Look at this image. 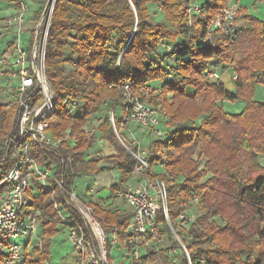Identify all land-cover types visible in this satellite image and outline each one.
<instances>
[{"label":"trees","instance_id":"16d2710c","mask_svg":"<svg viewBox=\"0 0 264 264\" xmlns=\"http://www.w3.org/2000/svg\"><path fill=\"white\" fill-rule=\"evenodd\" d=\"M228 2L56 0L48 30L45 70L56 95L58 119L51 123L50 132L58 136L70 130L75 145L63 142L54 148L56 154L29 138L31 155L43 164L48 159L56 163L55 176L69 190L75 188L77 175L99 174L113 167L119 178L110 191L117 197L134 174L137 159L120 142L109 113L118 107L122 111L126 84L133 92L152 88L149 102L164 108L161 121L166 126L163 136L150 137L146 156L150 169L143 175L167 182L172 218L189 209L193 201L200 211L181 232L189 256L181 251L180 264H264V164L260 160L264 155V100L254 96L255 87L264 84V18L240 6L238 19L244 23H240L236 37L225 44L223 34L210 26ZM149 3L160 5L165 22L153 17ZM195 3L200 12L190 15ZM41 11L34 12L35 18ZM172 59L175 63L170 65ZM231 66L237 76L234 90L221 78L206 74L208 70L223 74ZM160 81L161 86L155 85ZM168 93L173 94L172 102ZM65 98L78 102L74 114L63 105ZM226 100H244L246 106L241 112H227L220 103ZM19 116L16 100L10 104L0 101V176L14 166L3 141L7 135H19ZM96 120H100L99 130L115 147L116 155L104 159L87 156L97 137L87 135L83 126H94ZM196 120L193 126H183ZM119 123L121 127L122 120ZM126 144L139 151V144ZM160 164L163 172L155 170ZM53 186L55 193L35 181V191L30 192L32 204L41 210V242L25 245L29 264H48L51 240L59 225L72 226L53 206V198L64 202L67 195L55 183ZM89 203L105 231L110 233L117 227L122 238L130 213ZM66 208L83 225L76 209ZM156 256L148 250L129 263L120 257L117 264H146Z\"/></svg>","mask_w":264,"mask_h":264},{"label":"built area","instance_id":"2783aa9c","mask_svg":"<svg viewBox=\"0 0 264 264\" xmlns=\"http://www.w3.org/2000/svg\"><path fill=\"white\" fill-rule=\"evenodd\" d=\"M5 1L10 3V10L2 19L4 31H13L18 35L14 40L7 42L6 51L0 56V101L10 104L16 100L20 116L19 135H7L3 141V145L10 149L14 166L9 173L0 176V251L2 255L4 254L0 264H29L25 245L33 240L36 243L41 242L39 233L41 210L32 204L30 194L35 191L33 190L35 181L44 188H50L52 193L57 190L53 186L55 183L61 192L67 195L64 202L53 198V206L61 219L72 225L69 227V239L77 253L78 264H117L112 257L115 243L121 248V257L127 261L126 263L138 259L148 250L157 251L165 248L168 264H180L179 253L184 251L187 256L189 253L179 233L184 227H189L197 216L194 213L190 215L188 209L176 218L170 216L167 182L158 177L143 175L150 169L147 153L135 152L126 145L115 122V111H110L109 119L119 140L136 157L137 163L133 173L140 176L139 180L126 185L119 193L130 208L128 212L131 213L122 238L117 227L107 233L90 203L86 201L80 204L77 201L76 187L69 190L65 187L64 181L55 176L56 163L48 159L43 164L31 155L29 138L44 149L54 150L63 142L69 146L75 145L70 130L58 136L50 132L51 123L57 119L55 115L57 105L55 92L45 70V41L55 0L49 7L47 2L39 18H35V26L32 27L33 32L29 34L31 38L27 46L23 44L22 31L26 15L31 10L30 1L35 0ZM191 5L193 6L190 7V15L200 12L198 3ZM239 7V0L228 3L217 13L210 26L211 30H219L223 34L226 38L225 44L236 37L240 28ZM8 52H11V59L5 56ZM206 74L209 78H221V73L214 70H208ZM236 77L234 74L233 79ZM152 91V88L145 87L133 92L126 84L121 115L122 124L126 121H135L150 133V137L156 138L165 134L161 120L166 112L161 106L149 104ZM63 105L69 114H74L79 107L73 98H65ZM83 130L89 136H97L99 128L86 124ZM66 133L68 135L64 137ZM54 152L58 154L55 150ZM87 156L93 158V155ZM67 206L76 209L83 219V225L67 212ZM168 229L179 240L180 246L175 247L169 241ZM21 239H25L26 243H21ZM108 243L111 245L110 252Z\"/></svg>","mask_w":264,"mask_h":264},{"label":"rangeland","instance_id":"374dc122","mask_svg":"<svg viewBox=\"0 0 264 264\" xmlns=\"http://www.w3.org/2000/svg\"><path fill=\"white\" fill-rule=\"evenodd\" d=\"M1 1H3V0H0V4L2 3ZM48 1L49 0H35L34 2L30 1L31 10L26 15L24 30L22 31V40H23V44L25 46L28 45L29 40L31 38L29 34H30V32H33L32 27L35 26V13H34L35 10L39 14L40 10H43V8H45V6H46ZM233 1L234 0H229L228 3L233 2ZM5 2H7V1H5ZM239 3H240V6L245 7L249 13H252V14H254V15L260 17V18H264V2L262 0H239ZM149 10H150L151 14L153 15V17L156 20H160V21L165 22V19L163 18L164 17V12L161 10V7H160L159 4L149 3ZM189 12H190V9H189ZM4 15L5 14H4L3 10H0V16L3 17ZM1 22H0V25H1V30H0V32H1V34H0V56L6 51L7 42L14 40L15 38H17L16 35H18L16 33H14L13 31H10V32L9 31H4V29H2V28H4L5 25L3 23H1ZM239 22L241 24L244 23L242 20L239 21ZM179 39H182V38L179 37ZM159 49H160L159 52H161V53L164 51V48H163L162 45H160ZM5 56L10 58L11 57V52L6 53ZM169 63H170V65H173L175 63V60L172 59V60L169 61ZM228 70H229L230 75H232L231 76V78H232L233 75H234L233 66H231L230 69H228ZM225 73H223V74L226 75ZM225 81H226L225 83L227 84V86H229L231 82L228 79H226ZM232 81H234V79ZM158 84H160V86H161L163 84V82L162 81L155 82V85H158ZM229 88L231 90H234L235 89V85L232 84V86H230ZM167 96L170 98V101L172 102L173 101V94L172 93H168ZM254 96H255V99H257V100H264V84H258L255 87ZM151 98H152V96H151ZM220 103H221V105H223L225 111L234 112V113L235 112H241L246 106V102L244 100H239L237 102H231L229 100H226V101H221ZM162 109L164 110V108H162ZM120 111H121V107L116 108V111H115L116 112V115H115L116 124L117 123L120 124L119 120L123 121L122 115H121L122 111L121 112ZM106 112H107L106 110L102 111L101 115L104 117ZM56 120H58V119H56ZM56 120L54 122H57ZM198 121L199 120L189 121V122L185 123L183 126H193V125L197 124ZM100 123H101L100 120H96L95 122H93V125H95L97 128H99V124ZM123 124L121 125V127H119L118 125H117V127L120 128L119 129L120 136L122 138H124L125 143H131V142L132 143H137V144H139V151H145L147 153V151H148V143L150 141V133L148 131L146 132L145 129H143L135 121H129V122L126 121ZM133 124H137V126H138L136 128L137 131H136L135 128L133 129ZM165 126L166 125H164L162 123V128H164ZM170 127L175 128L176 126L175 125H170ZM140 129L145 134V136L142 135V132L141 133H140V131L138 132V130H140ZM121 133H123V135ZM65 135L66 136H64V137H67L68 134L66 133ZM96 137H97V142L87 152V155H93V158L102 157L103 159L105 157H107V156H110L107 153V151L105 152V148L103 149V145H102V148H97L98 146H100L101 143L104 144L106 142V139H105L104 135L100 132V130H98ZM151 137L153 138L154 136H151ZM99 141H101V142H99ZM260 160L264 164V155L260 156ZM203 162H204V160L202 159L201 160V164H200L201 166L203 165ZM155 170L157 172H163L164 171V167L158 165ZM104 172H105L104 175L109 174V173L113 175V181L111 182L112 184L115 181H117L118 178H119L118 170L113 168V167H110V169H108V170H106ZM114 173H116L117 176H115ZM139 178H140V176L138 174H132L131 178L123 185V187H125L128 184L135 183L137 180H139ZM79 186L80 185H79V183L77 181V190H76L77 191L76 194H77V197H78L77 201L80 202V204H83L86 201L82 200L81 197H80V196H82V193L80 192V187ZM48 189H50V188H48ZM90 191H93L92 188L90 189ZM97 193H100L99 197L97 198V201H102L103 202V206H106L109 209L118 210L120 213H130V212H128L130 210V208L127 205V203L124 201V199L122 197H120V195H118L117 197L113 196L111 191H110V188H108L107 186H104V188H102L101 190L97 191ZM188 211H189L190 215H192L193 213L196 216L200 214L199 206H197L195 204H193L188 209ZM130 216H131V213H130ZM216 219H218V218H216ZM187 229H188V227H186V228L184 227L183 231L187 230ZM168 231L170 233L169 241L175 247H178L180 245L179 240L176 239V237L170 232L169 229H168ZM69 234H70L69 233V229L66 227V224L64 222H62L59 225V232L51 240V255H50L48 264H78V262H77L78 256H77V253H76L75 249L73 248L71 240L69 239ZM184 235L185 234H183L181 232L179 233V237H180L181 240L183 239L182 237ZM187 240H188V238H187ZM20 242L23 243V244L26 243L25 239H21ZM182 242L184 243L183 240H182ZM36 244H38V242ZM164 249L165 248H160L159 250L155 251V253L157 255L155 260L152 261V262H148L146 264H168V258H167L166 253L164 252ZM27 251H29V249H27ZM27 251H26V255H28ZM141 251H143V249H141ZM121 253H122L121 248L119 247L118 243H115L114 246H113V249H112V257H114V259L116 261H119L121 259L120 258L121 257ZM0 254H1V251H0ZM1 256L3 257L4 254L3 255L1 254ZM0 261H1V259H0Z\"/></svg>","mask_w":264,"mask_h":264},{"label":"crops","instance_id":"0c3cea01","mask_svg":"<svg viewBox=\"0 0 264 264\" xmlns=\"http://www.w3.org/2000/svg\"><path fill=\"white\" fill-rule=\"evenodd\" d=\"M2 3L0 4V10H3L4 14H6L7 11L10 10V3H7L5 1H1ZM3 17L0 16V19H2ZM2 20H0L1 22ZM3 23V21L1 22ZM4 29V28H2ZM1 30V29H0ZM224 74H221V79L226 82L225 80L228 79L231 83L228 87L232 86V84H234V82L232 81L233 77L231 78L232 75H230L229 70L226 71ZM225 76V77H224ZM137 124H133V129L137 128ZM137 131V129H136ZM140 131V133L142 132V130H138V132ZM134 132V131H133ZM132 132V133H133ZM142 135L145 136V134L142 132ZM100 144V143H99ZM149 144V143H148ZM103 145V149L105 148V152L107 151V153L109 155H116L117 152L115 150V148L110 144V142L108 140H106V142L103 144L101 143L100 146H98L97 148H102ZM105 172H101L99 174H82V175H77L76 180H75V187L77 190V181L79 183V187H80V192L82 193L81 199L84 201H92L94 203H98L101 206H103V202L102 201H97V198L99 197L100 193H97V191L101 190L102 188H104V186H107L108 188H110V186L112 185V181H113V175L112 174H106L104 175ZM115 176L116 173H114ZM92 188L93 191H90V189ZM105 208H107L106 206H103Z\"/></svg>","mask_w":264,"mask_h":264},{"label":"water","instance_id":"95a60500","mask_svg":"<svg viewBox=\"0 0 264 264\" xmlns=\"http://www.w3.org/2000/svg\"><path fill=\"white\" fill-rule=\"evenodd\" d=\"M54 0H49L48 1V7L53 3ZM56 1V0H55ZM47 40V39H46ZM45 44H46V41H45ZM46 49V48H45Z\"/></svg>","mask_w":264,"mask_h":264}]
</instances>
